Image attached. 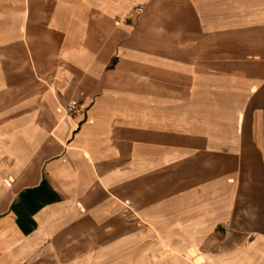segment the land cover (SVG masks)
Masks as SVG:
<instances>
[{
  "label": "crops",
  "instance_id": "obj_1",
  "mask_svg": "<svg viewBox=\"0 0 264 264\" xmlns=\"http://www.w3.org/2000/svg\"><path fill=\"white\" fill-rule=\"evenodd\" d=\"M0 264H264V0H0Z\"/></svg>",
  "mask_w": 264,
  "mask_h": 264
},
{
  "label": "built area",
  "instance_id": "obj_2",
  "mask_svg": "<svg viewBox=\"0 0 264 264\" xmlns=\"http://www.w3.org/2000/svg\"><path fill=\"white\" fill-rule=\"evenodd\" d=\"M136 10H140V7L137 5L135 6ZM75 109V104H70L65 108V113H70L72 111H74ZM220 231L223 234H227L230 231V223L226 222L223 225L220 226Z\"/></svg>",
  "mask_w": 264,
  "mask_h": 264
}]
</instances>
